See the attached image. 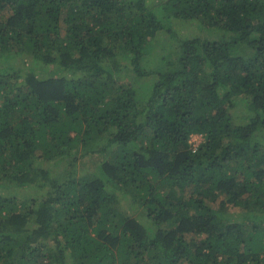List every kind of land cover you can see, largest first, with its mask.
<instances>
[{
  "label": "trees",
  "instance_id": "1",
  "mask_svg": "<svg viewBox=\"0 0 264 264\" xmlns=\"http://www.w3.org/2000/svg\"><path fill=\"white\" fill-rule=\"evenodd\" d=\"M175 20L224 37L155 57ZM2 57L0 264H264V0H0Z\"/></svg>",
  "mask_w": 264,
  "mask_h": 264
},
{
  "label": "rangeland",
  "instance_id": "2",
  "mask_svg": "<svg viewBox=\"0 0 264 264\" xmlns=\"http://www.w3.org/2000/svg\"><path fill=\"white\" fill-rule=\"evenodd\" d=\"M147 1L154 11H158L160 4L164 0ZM173 24L176 34L175 37L169 36V34L165 31H158L157 35L153 39V42L151 43V50L155 53V57L158 58L162 57L163 55L172 53L173 50H175V46L177 45L176 42L179 39L199 37L202 39L215 40L224 37V32L222 30L206 27L205 24L198 20H175ZM7 61L8 58L6 57L0 58V68L2 67V65H5L4 62ZM15 61L19 63L18 58H12L11 63ZM122 65V68L116 70L113 74L115 80L130 83L136 92V98L138 102L143 104L144 100H146L147 94L149 93L151 84L154 81L155 76L137 77L128 69V60L123 61ZM246 101H248V98L246 96L239 95L237 100L238 106L236 109H234V115L237 116L238 122H241L243 119L242 116L244 117L246 115L245 108L243 106ZM201 140L202 138L200 135H192V141L194 143H198ZM101 158L102 156L98 153L78 156L73 161V164L70 165V167H72L71 171H73L74 175L77 177L83 176L87 173L90 174V172L94 171L95 165L101 160ZM67 163H69V161L64 159L51 165L53 170L52 172L56 175L58 180L62 178V170L63 168H65ZM6 191L10 195H13L19 199L30 200L34 198H40L46 192V188L41 190L33 187L32 185H25L21 187L10 186ZM221 197L223 196L221 195L220 198ZM212 205L218 208V200L217 202L212 203ZM227 211L228 213L225 219H232V215L235 216V214L232 212V210H230V207L227 209ZM28 226H30V224H28Z\"/></svg>",
  "mask_w": 264,
  "mask_h": 264
}]
</instances>
